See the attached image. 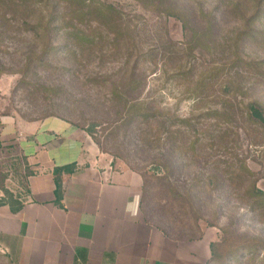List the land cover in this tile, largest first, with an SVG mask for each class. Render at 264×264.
Returning a JSON list of instances; mask_svg holds the SVG:
<instances>
[{
    "label": "rangeland",
    "instance_id": "1",
    "mask_svg": "<svg viewBox=\"0 0 264 264\" xmlns=\"http://www.w3.org/2000/svg\"><path fill=\"white\" fill-rule=\"evenodd\" d=\"M68 133L165 239L264 264V0H0V218Z\"/></svg>",
    "mask_w": 264,
    "mask_h": 264
},
{
    "label": "crops",
    "instance_id": "2",
    "mask_svg": "<svg viewBox=\"0 0 264 264\" xmlns=\"http://www.w3.org/2000/svg\"><path fill=\"white\" fill-rule=\"evenodd\" d=\"M73 134L48 149L49 173L76 164L73 174L61 176V208L55 205L54 177L47 173L31 183V197L19 212L2 213L0 234L13 242L19 262L203 264L205 242L167 240L140 219L141 177L113 170L110 161L97 159L94 151L83 160V140Z\"/></svg>",
    "mask_w": 264,
    "mask_h": 264
},
{
    "label": "trees",
    "instance_id": "3",
    "mask_svg": "<svg viewBox=\"0 0 264 264\" xmlns=\"http://www.w3.org/2000/svg\"><path fill=\"white\" fill-rule=\"evenodd\" d=\"M65 172L68 174H72V171L70 170V167H61V168H55L53 170V176H54V183H55V205L61 208V199H62V193H61V185H60V175ZM5 205L3 203H0V206ZM9 209L12 213L18 212L21 208L22 205H18L17 207H11L10 205Z\"/></svg>",
    "mask_w": 264,
    "mask_h": 264
}]
</instances>
